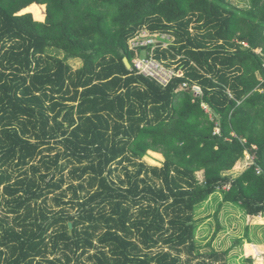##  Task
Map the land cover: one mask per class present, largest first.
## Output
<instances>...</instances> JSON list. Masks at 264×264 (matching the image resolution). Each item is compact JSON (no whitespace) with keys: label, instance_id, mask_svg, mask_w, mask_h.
Instances as JSON below:
<instances>
[{"label":"trees","instance_id":"trees-1","mask_svg":"<svg viewBox=\"0 0 264 264\" xmlns=\"http://www.w3.org/2000/svg\"><path fill=\"white\" fill-rule=\"evenodd\" d=\"M142 28L182 77L135 72ZM263 31L264 0H0V264H253L212 240L221 208L264 215ZM254 228L231 247L264 244Z\"/></svg>","mask_w":264,"mask_h":264},{"label":"rangeland","instance_id":"rangeland-1","mask_svg":"<svg viewBox=\"0 0 264 264\" xmlns=\"http://www.w3.org/2000/svg\"><path fill=\"white\" fill-rule=\"evenodd\" d=\"M38 7H39L38 10H39L40 18L39 19L35 18V19L43 21L46 16V4L38 5ZM24 10L29 11L28 9H23V11ZM259 51H261V48L256 47L255 52H259ZM75 66L76 65L73 64V67ZM164 159L165 158L163 154L151 150L147 151V154L143 156V160L150 165L160 166ZM252 160L253 159L250 153L244 152L243 155L236 161L235 165L228 173L231 174L232 176H238L252 163ZM196 175L199 180H203L204 177L203 171H198ZM216 203H217L216 200L215 202L208 201L196 211L198 213L197 217L204 218L200 222V225L196 233L201 243L208 242L209 239L211 238L213 231L215 230L216 223L215 220L213 219V215L215 214V210H216L215 207L217 205ZM217 218L219 223L223 226L224 229L219 230V232L216 233L214 239L212 240V245L216 250L221 251L230 247L231 250L229 251V260L233 261L235 260L234 257L235 255L236 258L240 255V249H241V253L243 252V255H246L247 257L249 256L253 259V264H264V245L258 247L249 246L248 248L246 245H242L241 248L236 246L231 247L235 237L242 236L244 225L246 224L249 226L256 225L260 227L259 225L264 224V215L257 216L254 218L253 217L242 218L236 209H233L231 206L230 207L226 206L225 208H221L219 210L217 214ZM253 233L256 235L253 236ZM262 236L264 237V228L262 230L259 228L258 229L254 228L253 232L251 230L249 231V238L253 239L254 241H261V239L258 240L257 238H261ZM233 263L235 262L233 261Z\"/></svg>","mask_w":264,"mask_h":264},{"label":"built area","instance_id":"built-area-1","mask_svg":"<svg viewBox=\"0 0 264 264\" xmlns=\"http://www.w3.org/2000/svg\"><path fill=\"white\" fill-rule=\"evenodd\" d=\"M173 37L170 33L150 32L146 28H142L133 37L128 40L129 49L134 50L135 56L132 59V66L137 74L149 77L160 85H166L174 77L183 76V67L177 63L169 66L163 61L154 58L152 50L156 47L166 48ZM149 46L147 50L146 47ZM138 51L146 52V56L139 55ZM264 67V62H263ZM188 84L183 82L181 88H188ZM194 93H199L200 89L197 85L192 84L189 87Z\"/></svg>","mask_w":264,"mask_h":264},{"label":"crops","instance_id":"crops-1","mask_svg":"<svg viewBox=\"0 0 264 264\" xmlns=\"http://www.w3.org/2000/svg\"><path fill=\"white\" fill-rule=\"evenodd\" d=\"M253 218H254V217H253ZM259 226H260L261 229L264 228V227H263L264 224H263V225H259ZM243 245H246L247 248H248L249 246H250V247H251V246H257V247H258V246H262V245H264V244H263V243H257V244H248V243H244ZM242 255H243V252H242ZM244 256H246V255H244Z\"/></svg>","mask_w":264,"mask_h":264},{"label":"water","instance_id":"water-1","mask_svg":"<svg viewBox=\"0 0 264 264\" xmlns=\"http://www.w3.org/2000/svg\"><path fill=\"white\" fill-rule=\"evenodd\" d=\"M123 61H124V63H125V65H126V67H130V64H129V62L127 61V59L126 58H123ZM69 225V228L71 227V224L69 223L68 224Z\"/></svg>","mask_w":264,"mask_h":264}]
</instances>
